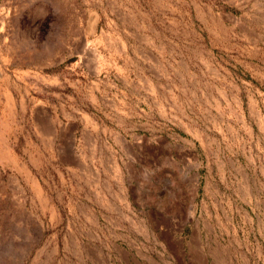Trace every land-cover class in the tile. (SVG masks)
<instances>
[{
  "label": "rangeland",
  "instance_id": "rangeland-1",
  "mask_svg": "<svg viewBox=\"0 0 264 264\" xmlns=\"http://www.w3.org/2000/svg\"><path fill=\"white\" fill-rule=\"evenodd\" d=\"M0 264H264V0H0Z\"/></svg>",
  "mask_w": 264,
  "mask_h": 264
}]
</instances>
